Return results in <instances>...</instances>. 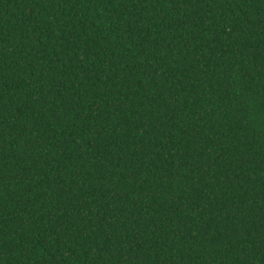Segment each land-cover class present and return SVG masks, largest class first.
Returning <instances> with one entry per match:
<instances>
[{
  "label": "trees",
  "instance_id": "16d2710c",
  "mask_svg": "<svg viewBox=\"0 0 264 264\" xmlns=\"http://www.w3.org/2000/svg\"><path fill=\"white\" fill-rule=\"evenodd\" d=\"M0 264H264V0H0Z\"/></svg>",
  "mask_w": 264,
  "mask_h": 264
}]
</instances>
